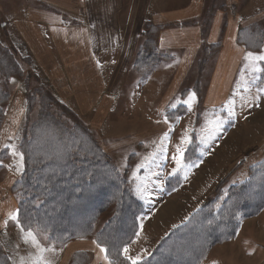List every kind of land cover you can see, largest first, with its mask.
Listing matches in <instances>:
<instances>
[{
  "label": "rangeland",
  "instance_id": "374dc122",
  "mask_svg": "<svg viewBox=\"0 0 264 264\" xmlns=\"http://www.w3.org/2000/svg\"><path fill=\"white\" fill-rule=\"evenodd\" d=\"M14 2L4 0L5 6H0V66L12 68L7 77L0 73V86L8 94L3 101L4 118L0 127L8 109L15 107L20 112L14 116L17 120L14 138L9 141L8 148L0 151V160H5L14 170L17 180L24 168V156L19 147L23 133L37 118L43 105H47L44 100L52 97L51 113L70 128L80 124L87 130L92 146H96L94 148L129 179L131 191L144 204V212L136 220V235L122 249L123 256L131 262L148 256L171 229L182 224L213 193L219 195L220 204L229 187L246 180L250 166L264 159V118L259 117L264 111V85H258L264 59L257 58L264 56V43L260 49L250 52L252 57L240 62L234 75L235 90L228 97L211 95L214 71L211 56L216 52L204 50L209 44L200 52L199 61L189 69L185 84L170 97L166 111L159 107L164 86L157 81L145 84L146 75L157 64L138 70L134 63L126 70V77L118 79L106 89L105 96L84 109V100L78 98L85 93L55 88L46 70L16 40L5 16ZM257 8L261 13L264 1H260ZM258 16L251 17L252 23L264 25V14ZM146 23L139 34V46L144 41L142 34ZM82 87L86 89L87 82ZM15 95L19 97L13 102ZM181 110L184 111L178 114L177 111ZM228 127L231 132L226 130ZM45 136L50 144H57L51 132ZM194 138L200 160L189 164L183 156ZM176 175L181 176L183 183L167 196L170 193H164V182ZM170 203L174 206L167 212ZM113 212L112 206L100 212L95 221V232L103 227ZM15 217L9 222L23 229ZM23 231L31 232L29 240L43 248V263L114 264L105 259V248L93 234L59 243L32 228ZM13 237L11 233L4 238L8 245L13 243ZM8 245L4 246L1 241L0 248L7 255L6 263L14 264V246ZM27 250L34 257L32 247L28 246ZM102 252L105 256L101 261ZM199 264H264V207L254 216L244 218L233 238L214 244Z\"/></svg>",
  "mask_w": 264,
  "mask_h": 264
},
{
  "label": "crops",
  "instance_id": "0c3cea01",
  "mask_svg": "<svg viewBox=\"0 0 264 264\" xmlns=\"http://www.w3.org/2000/svg\"><path fill=\"white\" fill-rule=\"evenodd\" d=\"M3 1L1 7L5 6ZM260 1L264 0H15L5 16L16 40L46 70L55 88L85 93L78 98L84 100V109L127 76L144 22L161 25L157 45L163 57L146 75L145 84L157 81L164 86L159 107L166 111L170 97L185 84L205 45H218L211 56V95L228 97L235 90V71L251 52L238 43V30L251 24L252 16L264 14V10L259 13L260 9H255ZM85 82L86 89L82 87ZM18 97L15 95L13 102ZM14 108L5 114L0 151L8 148L16 133L14 116L20 110ZM262 112L260 118H264ZM226 130L232 131L229 127ZM16 175L5 160H0V243L8 245L4 238L13 233L8 247L14 246V264H47L41 262L43 248L9 222L17 209L10 189ZM173 206L170 203L167 207L171 210ZM28 246L35 251L34 257ZM100 255L102 261L105 255Z\"/></svg>",
  "mask_w": 264,
  "mask_h": 264
},
{
  "label": "trees",
  "instance_id": "16d2710c",
  "mask_svg": "<svg viewBox=\"0 0 264 264\" xmlns=\"http://www.w3.org/2000/svg\"><path fill=\"white\" fill-rule=\"evenodd\" d=\"M161 29V25L145 24L144 41L137 46L133 59L136 69H149L163 57L157 45ZM238 31V43L245 48L255 51L262 47L264 25L254 22ZM217 46L210 45L206 50H215ZM262 67L258 85H264ZM0 69L1 75L7 77L12 68L0 66ZM7 97L0 86V126L4 118L3 101ZM44 101L47 105H43L37 118L25 129L19 143L24 168L11 188L17 197L15 213L19 225L26 230L41 231L59 243L93 234L112 263L133 264L123 256L122 249L136 235V220L144 212V204L131 191L129 179L92 146L87 130L80 124L72 128L65 125L51 113L52 97ZM48 132L52 133L56 145L46 138ZM196 143L194 138L187 147L183 156L186 163L200 159ZM181 180L180 175L166 178L164 193L176 190ZM218 198L213 193L135 264H199L214 244L233 238L242 220L264 207V159L250 166L246 180L229 187L220 204ZM110 206L114 209L113 215L95 232L98 215ZM1 250L0 264H7V255Z\"/></svg>",
  "mask_w": 264,
  "mask_h": 264
},
{
  "label": "snow or ice",
  "instance_id": "6c2138e0",
  "mask_svg": "<svg viewBox=\"0 0 264 264\" xmlns=\"http://www.w3.org/2000/svg\"><path fill=\"white\" fill-rule=\"evenodd\" d=\"M248 56H249V57H252V54L249 53ZM257 58H258V59H264V56H260V57H257ZM177 162L179 163V160H178ZM11 218H12V219H16L15 215H12ZM21 231H23V229H21ZM27 235H28L29 237L32 236L31 232H29ZM32 238H33V240H35L34 237H32ZM101 251H104V249L102 248ZM125 251H126V250H125ZM105 259H107V257H105ZM133 264H135V261H133Z\"/></svg>",
  "mask_w": 264,
  "mask_h": 264
},
{
  "label": "bare ground",
  "instance_id": "6f19581e",
  "mask_svg": "<svg viewBox=\"0 0 264 264\" xmlns=\"http://www.w3.org/2000/svg\"><path fill=\"white\" fill-rule=\"evenodd\" d=\"M167 211H169V208L167 209Z\"/></svg>",
  "mask_w": 264,
  "mask_h": 264
}]
</instances>
